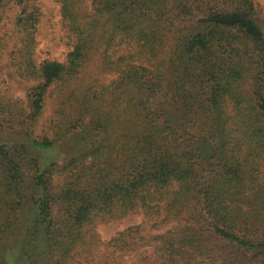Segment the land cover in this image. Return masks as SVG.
<instances>
[{
  "label": "trees",
  "instance_id": "16d2710c",
  "mask_svg": "<svg viewBox=\"0 0 264 264\" xmlns=\"http://www.w3.org/2000/svg\"><path fill=\"white\" fill-rule=\"evenodd\" d=\"M36 1L0 0V55L37 84L26 109L0 95V244L42 238V264H92L100 249L130 264H264V7L54 0L70 50L38 62ZM51 85L50 138L36 139ZM75 132L62 165L30 154ZM136 216L108 242L96 233Z\"/></svg>",
  "mask_w": 264,
  "mask_h": 264
},
{
  "label": "rangeland",
  "instance_id": "374dc122",
  "mask_svg": "<svg viewBox=\"0 0 264 264\" xmlns=\"http://www.w3.org/2000/svg\"><path fill=\"white\" fill-rule=\"evenodd\" d=\"M254 1L259 6L264 7V0ZM35 5L41 12L37 36V61L41 62L43 60H53L62 62L64 61L70 48L65 39V33L59 14V6L54 0H37ZM11 16L12 15H9L10 19L13 18V16ZM11 27V20H8L7 17L0 24V38L9 34ZM88 72H91V69H89ZM113 78V76L109 75L104 77V81L108 83ZM36 85L37 84L34 82H26L17 78L13 70L10 68L6 53L3 52L0 55V95L20 102L26 109L28 106V95ZM60 96L61 95L54 91V88L51 85L43 98L41 114L37 118L33 128V138H50L49 126L51 121L54 120V107L58 97ZM8 133L9 131L4 132V134ZM80 136V133L75 132V134H71L64 142L58 143L48 150L30 149V154L38 159L40 158V160L45 164L54 163L62 165L81 150ZM8 138L11 141H17V139L18 141L26 140L14 136H8ZM26 144L28 145V142H26ZM55 181L56 183H60L59 178H55ZM142 224V217L136 216L132 219H126L118 223L99 225L96 228V233L99 235L101 241L108 242L117 233L127 228ZM142 227L145 230V233L150 235L164 233L170 228L168 225L162 227V229L158 231H153L150 230L147 225H143ZM39 241L36 245L37 249H34L28 244L30 243L29 238L25 237L24 233H22L16 238L10 239L8 242H3L0 244V264H32L33 261H35L36 264H42L40 260V251L41 248H43L42 238L39 239ZM104 253L103 249H100L98 253H96L92 264H99L102 262L101 260L103 258L104 261H107V259L116 262L120 261V264H130L132 262L130 256L116 255L115 257H109L108 255H110V253Z\"/></svg>",
  "mask_w": 264,
  "mask_h": 264
}]
</instances>
